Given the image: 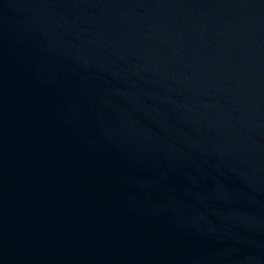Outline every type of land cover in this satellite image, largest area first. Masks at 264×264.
I'll return each instance as SVG.
<instances>
[{"label":"water","instance_id":"1","mask_svg":"<svg viewBox=\"0 0 264 264\" xmlns=\"http://www.w3.org/2000/svg\"><path fill=\"white\" fill-rule=\"evenodd\" d=\"M0 264H264V0H0Z\"/></svg>","mask_w":264,"mask_h":264}]
</instances>
